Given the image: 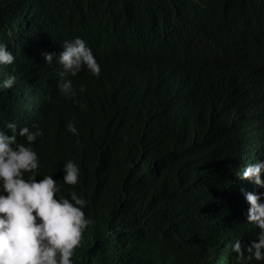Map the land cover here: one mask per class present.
Here are the masks:
<instances>
[{
	"label": "clouds",
	"instance_id": "9594fccd",
	"mask_svg": "<svg viewBox=\"0 0 264 264\" xmlns=\"http://www.w3.org/2000/svg\"><path fill=\"white\" fill-rule=\"evenodd\" d=\"M0 264H264V0H0Z\"/></svg>",
	"mask_w": 264,
	"mask_h": 264
},
{
	"label": "trees",
	"instance_id": "16d2710c",
	"mask_svg": "<svg viewBox=\"0 0 264 264\" xmlns=\"http://www.w3.org/2000/svg\"><path fill=\"white\" fill-rule=\"evenodd\" d=\"M100 73H102V74H104V75H106L108 77H113L115 75L114 72L108 71V70L103 69V68H101V72ZM89 89L92 90L93 88H89ZM100 99L103 100V101H105V102H107V101L111 100V97H106V98L105 97H101ZM127 142H129V141H127ZM68 144H69V146H72V147H75V148H79V143L76 142V141H72L71 140V141L68 142ZM95 221L96 222H99L98 219H96Z\"/></svg>",
	"mask_w": 264,
	"mask_h": 264
},
{
	"label": "bare ground",
	"instance_id": "6f19581e",
	"mask_svg": "<svg viewBox=\"0 0 264 264\" xmlns=\"http://www.w3.org/2000/svg\"><path fill=\"white\" fill-rule=\"evenodd\" d=\"M7 33H10V32L7 31ZM28 38H31V37H28ZM259 40H261V39L258 38L257 41H259ZM17 50H19V49H17ZM17 52H18V51H16V53H17ZM19 53H21V52H19ZM109 256H110V255H109ZM200 263H202V262H200Z\"/></svg>",
	"mask_w": 264,
	"mask_h": 264
}]
</instances>
